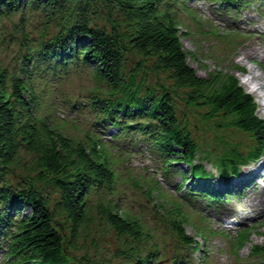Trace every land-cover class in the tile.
<instances>
[{
  "label": "trees",
  "instance_id": "16d2710c",
  "mask_svg": "<svg viewBox=\"0 0 264 264\" xmlns=\"http://www.w3.org/2000/svg\"><path fill=\"white\" fill-rule=\"evenodd\" d=\"M211 1L241 7L251 0ZM181 9L191 11L184 0H0L1 264H83L79 255L105 226L120 239L115 255L127 264H180L189 249H198L180 200L154 204V227L118 203L121 163L104 141L116 129L110 144H146L167 176L175 164L187 165L186 199L205 197L217 206L220 194L195 189L214 177L199 154L229 179L264 152V118L236 74L221 68L202 77L189 63ZM35 16L45 18L38 36L30 32ZM81 78L94 86L61 93L62 108L82 120L83 137H76L53 124L35 81ZM193 119L201 123V144ZM228 132L248 134L255 145L244 151ZM145 193L154 199L151 188ZM249 233H239L234 249L246 245ZM167 234L173 252L159 258ZM250 256L264 257V245Z\"/></svg>",
  "mask_w": 264,
  "mask_h": 264
},
{
  "label": "rangeland",
  "instance_id": "374dc122",
  "mask_svg": "<svg viewBox=\"0 0 264 264\" xmlns=\"http://www.w3.org/2000/svg\"><path fill=\"white\" fill-rule=\"evenodd\" d=\"M240 1L247 3V0ZM184 2L191 11L184 12L181 9V16H183L181 19L183 24L180 27L181 41L183 48L188 53V61L197 74L206 77L214 70L231 69L246 91L249 90V87L244 84V80L250 72L259 80L257 82L264 83V3L262 0H251L241 7L238 2L233 5L229 3L218 5L211 0H184ZM194 17L196 18L194 19ZM44 24V16L31 17L30 32L32 35L38 36L42 32ZM214 30L218 35L226 37L223 39L216 34H211L210 32ZM49 31H52V28H49ZM13 50L14 47L9 54L10 58L14 54ZM231 64H234L233 69ZM236 65L239 66V69H236ZM243 68L245 70L242 72ZM48 79L50 78L48 77ZM53 82H57V80ZM35 84L38 86L36 94L41 98L43 106L48 104L47 108H50L53 124L56 126L63 124V131L67 135L83 137L84 129L79 127V125H83L82 120L75 121V117L67 114V111L62 108L61 93L68 91L67 93L74 96L72 94L74 91L76 94L79 93L76 88H88L89 90L94 86L90 79H73L68 83H46L36 80ZM250 94L256 100L258 116L264 118V108L261 106V102L264 100V91L261 93V99L257 92ZM70 120H74V122ZM196 124L199 125V128L195 129L198 130L197 137L200 140L198 143L201 144L199 133L201 123L196 122ZM116 134V129H110L105 133L104 141L108 144V151L112 153L114 159L121 163L122 177L119 185L118 203L125 209L138 213L154 227L152 211L156 210L155 205L171 204L174 200L178 202L186 188L190 186L188 183L182 187L181 191L178 190L182 180L181 173L185 170L188 171L189 167L187 165L172 167L171 178L167 179L162 170L163 165L159 163V160L157 161V158L151 156L146 144L133 147L127 142L115 141L114 145L120 147L115 148L113 144L109 143V139ZM206 136L207 139H210L209 134ZM226 136L238 142L244 151H248V147L255 145L253 138L245 133L228 132ZM197 161L202 162L206 169L214 174L210 184L205 185L204 188L209 187L219 191L220 195H223L222 193L225 191H227L226 194L235 193L228 201L223 202L218 210L216 206H210L208 202L203 204L201 200L187 205L188 210L185 209L190 215V223L186 225L187 233L198 240L201 249L194 255L188 254L186 258H191L192 263L196 262V264H263L264 257L262 256L247 257L253 246L264 245V177H253L250 179L251 182L247 183L246 188L239 193L235 190L241 187V182H238L242 181V178H245L250 169L258 162L242 167L240 176L237 180L231 178L230 181L233 179L232 185L228 186L229 181L227 182L217 175L216 167L204 157V154L200 153ZM259 162L264 164V152ZM261 174L264 175V169ZM137 183L139 186H135ZM198 187L201 188L202 185L200 184ZM147 188H151L153 200L148 198L145 193ZM29 211V208L23 210L24 213H29ZM157 212L161 214L163 210L161 211L159 208ZM200 218H205V222ZM161 225L162 223L159 227L163 228ZM206 226L210 229L206 230V236H203ZM211 229L221 233L225 232L230 237L237 235L238 231L250 229V236L240 251L231 250L235 239H230L226 237V234L221 233L213 235ZM99 231L100 238H96L93 242L89 240L86 243L88 250L79 255L81 258L84 257L83 264H127L124 259L115 255L121 243L115 233L106 226ZM155 231L158 235L162 233V229L159 232L160 228ZM169 235L171 234H167L166 239L159 240L160 246H162V242L167 241L165 247L162 248L163 255L159 258H165L173 252ZM2 258L3 254L0 250V263ZM206 258H209L208 261L205 260ZM164 262L160 264H171L170 260Z\"/></svg>",
  "mask_w": 264,
  "mask_h": 264
},
{
  "label": "bare ground",
  "instance_id": "6f19581e",
  "mask_svg": "<svg viewBox=\"0 0 264 264\" xmlns=\"http://www.w3.org/2000/svg\"><path fill=\"white\" fill-rule=\"evenodd\" d=\"M257 81L259 80H257V78H255L253 73L250 72L248 73V77L244 80V84L249 87V90H248L249 93L257 92L260 95V99H261V93L264 91V83L257 82ZM261 106L262 108H264V100L263 102H261ZM263 169H264V164L258 162L257 165H255L252 169H250V172L247 174V176L245 178H242V181H239L238 183L241 182L243 184H247L251 182L250 179L253 177H256V176L261 177V178L264 177V175L261 174V171H263Z\"/></svg>",
  "mask_w": 264,
  "mask_h": 264
}]
</instances>
